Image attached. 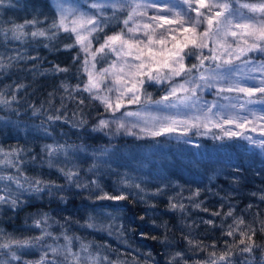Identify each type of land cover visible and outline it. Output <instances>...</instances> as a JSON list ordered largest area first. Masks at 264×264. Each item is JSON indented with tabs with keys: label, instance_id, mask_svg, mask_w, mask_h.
Listing matches in <instances>:
<instances>
[{
	"label": "trees",
	"instance_id": "1",
	"mask_svg": "<svg viewBox=\"0 0 264 264\" xmlns=\"http://www.w3.org/2000/svg\"><path fill=\"white\" fill-rule=\"evenodd\" d=\"M145 1L139 0V3L146 4ZM57 2L90 15L97 11L89 7L92 3H115L117 8L106 7L98 16V20L106 23L98 24L91 35L83 33L91 41L86 53L79 44L66 50L64 46L74 43L75 35L50 28L56 19L54 5ZM120 2L125 3L123 10L118 7ZM10 3L11 6L0 9V65L4 66L0 67V101H8V104L0 103L1 183L8 185L19 180L21 185L29 187L26 180L35 178L63 187L53 189L51 194L47 187L39 193L30 191L33 197L12 211L6 204L0 206V244L8 242L9 238L40 236L42 230L51 233L50 237H45L43 247L37 245L23 251V261L30 264L39 261L45 252V264L48 261L65 264V245L81 258L91 253L98 264H109V261L112 264H207L212 260L216 264H264V199L261 198L264 197V156L259 148L239 137L223 136L220 129L211 125L208 129L192 128L186 136L182 134L183 128H177L173 133L153 137L129 135L124 129L117 132V127L109 124L114 116L143 107L148 94L153 100L159 99L172 82L182 83L188 78L194 83L186 87L203 86L200 74L208 75L218 62L205 60L203 67H199L195 57H188L184 60L185 67L196 64L197 69L173 81L146 82L141 90V104L125 102L113 113L100 100L92 99L90 93L83 91L88 79L85 68L98 70L110 64L113 58L117 59L107 49L104 53L96 52L95 60L92 53L103 43L105 34L121 29L127 33L128 27L137 25L142 29L143 24L149 23L148 17L154 14V9H140L147 14L134 15L125 26L123 20L133 0H10ZM189 14L195 17L194 12ZM29 20L37 23L26 25L25 21ZM14 25H24L22 32L17 33L19 39L12 38L10 29ZM203 26L206 25L201 28ZM39 31H44L45 35H31ZM161 32L163 29H158L157 36ZM171 35H165L168 47L179 42L172 41ZM136 36L143 38L142 32ZM209 48L210 44L203 49L205 56L211 55ZM77 56L79 59L74 60ZM56 65L69 71L57 72ZM18 84L24 87L17 88ZM78 84L80 88L76 87ZM104 84L99 95L113 100L118 93L112 77ZM108 87L113 90L107 91ZM197 95L213 101L219 99L215 87L197 88ZM236 95L240 101L247 99L243 94ZM257 96L252 99L257 100ZM101 119L108 121V126L94 131ZM132 131L139 132L136 128ZM248 131L252 133L246 128ZM213 134L223 138H214ZM189 137L191 139L185 143ZM51 140L66 148H75L69 150L67 156L54 157L53 167L48 166L49 158L44 151ZM80 147L96 153L110 147L111 152L106 158L96 160L92 154H82ZM147 147L153 148L145 152ZM60 167L78 171L77 182L88 186L78 188L69 183L58 171ZM92 181H98L106 192L123 189L128 199L96 200L99 192ZM125 182L139 184L143 191L125 187ZM239 219L244 222H234ZM209 220L211 224L206 223ZM89 223L94 226H87ZM252 230H255L254 235ZM229 231L233 235H227ZM241 232L251 236V241L241 236ZM65 236L72 238L70 244ZM240 239L249 244L254 242L253 250L241 252L244 245L239 243ZM81 245L90 246L88 252L82 251ZM53 248L58 249L59 254L53 252ZM6 251L0 248V264L8 259ZM225 252L227 259L219 260ZM67 255V264H73V255ZM10 264H22V261ZM87 264H92L91 259Z\"/></svg>",
	"mask_w": 264,
	"mask_h": 264
},
{
	"label": "snow or ice",
	"instance_id": "2",
	"mask_svg": "<svg viewBox=\"0 0 264 264\" xmlns=\"http://www.w3.org/2000/svg\"><path fill=\"white\" fill-rule=\"evenodd\" d=\"M9 6H11L10 0L7 3L6 0H0V9ZM89 7L97 10L96 14L90 15L78 9H68L59 2L54 5L56 19L53 20L50 28L63 29L64 32L75 35V42L64 46L66 50H70L76 44H79L86 53L89 52L91 41L83 33L87 32L91 35L92 32L97 30L98 24L106 23L105 21L98 20L99 14L106 7L116 9L117 4L92 3ZM118 7L123 10L125 3L120 2ZM128 7L130 11L127 13V18L123 20L125 26L129 24V21L133 19L134 15L143 16L147 14L146 12L139 11L142 7L152 8L155 11L153 15L148 17L149 23L143 24L142 29L137 25L136 27H128L127 33L121 29L119 32H113L111 35L105 34L103 43L92 53V59L95 60L96 52L104 53L107 49L109 52L114 53L117 59L121 61L119 65L113 62L108 68H102L98 73L88 71L85 68L88 79L83 85V91L90 93L92 99L100 100L113 113L119 111L124 106L123 101L125 97L127 98L128 104H141V90L146 82L161 84L165 81H173V78L181 77L182 75L191 73L193 69H197L198 65L196 64H192L187 68L185 67L184 60L188 57H195L199 61V67H203L205 60H212L218 63L216 64V68L211 69L210 75L200 74L199 79L204 81L203 86L196 84L195 87L188 88L186 87L187 84L194 83V81L189 80H184L182 83L172 82L169 84L165 95L153 100L151 95L148 94L147 100L143 102L144 107L154 105L157 110H179L181 107L188 110L196 109L203 113L202 118L201 116H194L190 119L177 120L171 116H165L163 120L167 121V123L160 122L158 125L154 124L152 128L141 127L135 122H129L130 126H126L123 122L125 117H136L138 120L142 119L141 112L126 111L120 117H113L112 122L117 124L116 131L119 132L120 129H124L126 134L137 135L132 129L139 127L141 133L155 137L173 133L177 131V125H182V134L186 136L187 132L192 128L204 127L208 129L209 125H211L212 127L219 128L223 136L229 138L239 137L264 152V139L256 140L246 134V126L249 123L254 124V121H249L247 116L224 115L229 107L236 108L237 105L235 103L225 105L219 103V101L208 102L197 95V88L202 89V87H207L211 89L215 87V84L209 81H220L222 86L217 89L218 94L233 92L243 94L244 97L248 98L246 102L249 104L256 102L252 99L256 94L264 96V80L260 81L259 86H247L246 83H242V79L247 81L254 79V77L235 78L238 69L233 65V59L239 60L241 56H246L251 52H258L264 55V0H256V2H241V0H165L164 3L150 2L147 4H141L133 0V3L128 5ZM242 9H246L247 12L242 11ZM190 12H194L195 17L191 16L189 14ZM248 13L252 15H248ZM69 17L72 18L69 19ZM35 23H37L35 20L25 21L26 25ZM166 25L170 27H165ZM202 25L206 26L200 30ZM23 28L24 25H14L10 29L13 34L12 38L19 39L17 33L22 32ZM158 29H163V32L157 36ZM100 30L103 31L102 28ZM138 32H142L143 38L136 36ZM175 32L181 33L183 39L179 42L172 43V46L168 47V41L165 39V35H171ZM31 35L34 37L37 35L44 36L45 32H32ZM229 38H231V41ZM171 39L172 41H176V36L171 35ZM209 40L212 41L213 47L209 48L211 55L205 56L203 49L208 48ZM156 45L160 47L157 49L155 47ZM185 49L188 50L185 51ZM30 58L35 59L34 57ZM129 58H131V61ZM78 59V56L74 57V60ZM135 61L139 63H135ZM87 63L88 61L85 60L84 64L86 65ZM244 63L247 64L248 61H244ZM0 67L4 66L0 65ZM92 67L95 68V64ZM217 69H222V71H217ZM54 70L61 73L69 71L68 68H62L59 65H56ZM260 70L264 71V62L261 63ZM108 76L112 77V83L116 86L115 91L118 93L115 103H113L109 96L99 95L101 85L105 83ZM16 87L23 88L24 85L18 84ZM62 87L67 88L66 85H62ZM76 87L80 88V85L78 84ZM112 90V87L107 88L109 92ZM178 93H185V95H178ZM220 98L230 100L228 96H221ZM0 103L8 104V101L2 100ZM239 107L240 109H244L245 105L240 104ZM214 108L216 109L215 112H213ZM178 114H180L179 111ZM213 116L217 118L218 122L213 121ZM49 119H54V117H49ZM55 119H59V117H55ZM260 119H264V116H261ZM153 120L158 121L160 118L153 117ZM225 125H234L239 131L225 128ZM107 126L108 121L101 119L97 127L93 130L96 131ZM252 130L255 131V127ZM204 134H207V132ZM213 135L214 138H223V136L216 137L215 134ZM190 139L189 137L184 142L187 143ZM79 150L84 151L85 149L80 147ZM44 151L47 152L49 158V167L54 166V157L60 154L68 155L67 148L64 145H46ZM9 163H13L14 166L18 167L12 161H9ZM58 171L61 172L69 183L74 184V186L78 188L88 186L77 182V178L79 177L78 171L74 172L71 169H65L63 167L58 168ZM0 179H3V177H0ZM8 179L11 180L12 177L9 176ZM26 183L29 187L24 189L23 185L19 183V180H16L18 188L36 193L42 192L47 187L51 194L53 189L60 190L63 187L62 185L55 184V182H45L35 178L26 180ZM91 183L96 186L99 192L95 197L96 200L122 201L128 199V194L123 189L119 192L110 193L104 191L98 181H92ZM125 187H134L143 191L139 184L128 185L125 182ZM261 198L264 199V197ZM18 203L19 195H14L11 191L6 196L0 195V204H7L9 207L15 208L18 206ZM213 215H219V213H213ZM228 215H231V213H228ZM234 222L242 224L244 221L243 219H239ZM206 223L211 224L212 221L209 220ZM36 226H40L39 221L36 222ZM87 226L92 227L94 225L89 223ZM229 227L231 229L232 226L230 225ZM252 234H255V230H252ZM227 235H233V232L229 231ZM50 236L51 233L42 230L41 235L36 237L24 239L9 238L8 242L0 244V248L7 250L5 255L8 256V259L3 261L2 264H10L11 261H22V264H30L28 261H23V251L27 248L36 247L37 245L43 247L45 237ZM241 236H247V234L241 232ZM65 239L69 241V244L71 243V237L65 236ZM153 239L156 238L153 237ZM247 240L251 241V236H247ZM239 243L244 245L240 249L241 252H251L253 250L254 242L249 244L246 243L245 239H240ZM89 247L81 245V250L88 252ZM51 250L58 253V249L56 248ZM18 252L21 254H18ZM64 252L73 255V264H87L90 259L92 264H98L91 253L87 257L81 258L78 254L71 253L68 245L64 246ZM67 254L63 255L65 264L68 261ZM176 255L179 256L180 253ZM212 255L214 256L215 253H212ZM227 256L228 253L225 252L219 256V260L224 261L227 259ZM46 257L47 253L45 252L39 261L32 262V264H45ZM104 260H108V257H104ZM48 264H55V262L48 261ZM109 264H112V262L109 261ZM209 264H216V261L212 260Z\"/></svg>",
	"mask_w": 264,
	"mask_h": 264
},
{
	"label": "rangeland",
	"instance_id": "3",
	"mask_svg": "<svg viewBox=\"0 0 264 264\" xmlns=\"http://www.w3.org/2000/svg\"><path fill=\"white\" fill-rule=\"evenodd\" d=\"M98 1H102L103 0H98ZM130 1V0H129ZM150 2H156V3H164L165 0H148ZM136 2H139V0H136ZM146 4L148 3L147 0L145 1ZM62 3V2H60ZM65 8H68L65 6V4H63ZM186 7V6H185ZM70 9V8H68ZM141 10H143V7L141 8ZM155 11V10H154ZM242 11L247 12L246 9H242ZM248 15H252L251 13H248ZM166 27H170L167 26ZM205 27V26H203ZM203 27L200 29L202 30ZM172 35L176 36V39L178 41H181L183 39V35L179 32H175L172 33ZM141 38V36H138ZM229 40L231 41V38H229ZM209 44L211 45V48L213 47L212 41L209 40ZM131 61V59H129ZM120 60L113 58V61L104 66L103 68H108L109 65H111L113 62H116L117 65H119L121 62H119ZM244 61H248L247 64L244 63ZM264 62V55H261L258 52H251L248 53L246 56H241V58L239 60H235L233 59V65L238 69V71L235 74V78L237 79H241L243 77H254V79L251 80H247L244 81L242 79V83H246L247 86H259L260 81L264 80V71L260 70V65L261 63ZM216 67H213L211 69H214ZM102 68L98 69V70H93L94 72H99ZM211 69L208 72V75L211 74ZM217 71H222V69H217ZM109 77V76H108ZM185 80H189L188 78ZM211 83L215 84V89L219 88L221 85L220 81H209ZM190 85V84H187ZM104 86H106L104 84ZM103 92V91H101ZM237 93L233 92V93H221L218 94L219 99H217L216 101H219V103L225 104V105H230L233 102L237 103L236 108H231L229 107L227 112L224 113L225 116L227 115H239L241 117L247 116L249 121H254L253 123H249L246 128L250 131H252V133L250 134L249 131L246 132V134L248 136L253 137L256 140H260V139H264V135H262V133H264V119H260L261 116H264V96H261L260 94H258L257 96V100H255L258 103H247V99L246 100H239L236 95ZM221 96H228L230 97V100H223L220 97ZM117 97V96H116ZM116 97L112 100L113 103H115L116 101ZM204 101H208V102H213V100L210 99H204L202 98ZM127 102V98L125 97L123 104ZM240 104H244L245 107L244 109H240L239 105ZM136 111L141 112V116L142 119L138 120L136 117H125L123 122L126 124V126H130L129 122H135L138 123L141 127H148V128H152L154 124L158 125L160 122H164L167 123V121H164L163 118L165 116H171L177 120H184V119H190L194 116H201V118L203 117V113L200 111H197L196 109H192V110H188V109H184L183 107H181L179 110L178 109H160L157 110L156 106L152 105V106H147V107H140L139 109H137ZM178 111L180 114H178ZM216 109H213V112H215ZM196 112V113H195ZM153 117H159L160 120L158 121H154ZM113 120V119H112ZM111 120V123L109 122L110 125L114 126V128L117 127V124L113 123ZM145 121H147V123H145ZM213 121L214 122H218L217 118L215 116H213ZM255 127V131L252 130V128ZM177 128H183L182 125H177ZM225 128H231L232 130H239L236 129L234 125H225ZM139 130V132L137 133L138 135L142 136L145 135L144 133L140 132V128H136ZM219 129V128H218ZM48 145H59L58 143H55L54 141H49ZM153 147H147V149L145 150V152H149L150 150H152ZM74 147H70L67 146V152L70 151H74ZM85 149V148H84ZM80 151V150H79ZM102 153H96V151L94 150L93 152H89L86 149L84 151H81L82 154H92V156H94V159L96 160H100L102 157L106 158V156H108L111 152V148H103L102 149ZM128 150L125 151V153H127ZM261 155L264 156V152H262L259 149ZM89 155V156H90ZM1 179H0V195H4L6 196L8 194L9 191H11L14 195H19V203H22L23 201L32 198L33 196L32 193L30 191H24L23 189H20L17 187L16 182H12L11 184L5 185L4 183H1ZM24 189H27L28 187L23 186ZM5 204H0V206H4ZM7 205V204H6ZM8 206V205H7ZM14 208L9 209V211H12ZM209 264V263H207Z\"/></svg>",
	"mask_w": 264,
	"mask_h": 264
}]
</instances>
